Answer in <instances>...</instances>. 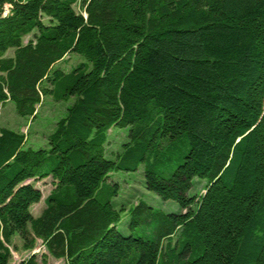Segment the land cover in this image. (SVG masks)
<instances>
[{
    "label": "trees",
    "instance_id": "obj_1",
    "mask_svg": "<svg viewBox=\"0 0 264 264\" xmlns=\"http://www.w3.org/2000/svg\"><path fill=\"white\" fill-rule=\"evenodd\" d=\"M44 98L71 101L46 147L0 128V264L14 236L45 249L17 264H264V0H0V105L31 122ZM139 167L180 213L113 207Z\"/></svg>",
    "mask_w": 264,
    "mask_h": 264
},
{
    "label": "rangeland",
    "instance_id": "obj_2",
    "mask_svg": "<svg viewBox=\"0 0 264 264\" xmlns=\"http://www.w3.org/2000/svg\"><path fill=\"white\" fill-rule=\"evenodd\" d=\"M76 12H80L78 4L74 6ZM31 35L24 37V43L28 41ZM13 50H9L6 56H12ZM82 59L76 55L68 54L62 61L57 63L55 67L62 69L65 72L70 71L77 64L81 63ZM71 101L67 103L53 102L50 98H44L41 106L36 107L37 117L31 121L20 118L16 112L12 103H7L4 106L0 105V128L5 127L14 131H19L27 136V145H32L33 149L46 147V136L50 134L54 128L55 122L63 116L66 107L69 106ZM127 129L113 128L108 131V139L106 145V158L112 159L113 154L120 151L121 145L126 141ZM204 182L199 179L193 180V185L189 191L190 195H202L204 193ZM34 187L38 188L42 193L41 201L31 207V213L33 216H37L41 209L44 207V199L48 196L52 190L51 179L37 180L31 182ZM117 185V196L112 199V205L115 209L119 210L121 206L125 209L132 205H135L138 200H142L148 205L160 209L165 213H180L178 205L173 201H163L152 192H149L144 187L143 168L139 167L136 172H113L109 175L108 183ZM110 185V186H112ZM104 194L110 191L103 190ZM128 217L126 215L121 216L120 222L116 225V228L123 234L125 233L126 223ZM11 253V264H17L21 260L26 259L29 255H37V259H40L41 254L45 252V249L41 245L40 241L32 251H24L21 248V242L18 236L12 238L11 245L9 246ZM46 264H66L63 259L47 258Z\"/></svg>",
    "mask_w": 264,
    "mask_h": 264
},
{
    "label": "built area",
    "instance_id": "obj_3",
    "mask_svg": "<svg viewBox=\"0 0 264 264\" xmlns=\"http://www.w3.org/2000/svg\"><path fill=\"white\" fill-rule=\"evenodd\" d=\"M4 9L6 10V7Z\"/></svg>",
    "mask_w": 264,
    "mask_h": 264
}]
</instances>
